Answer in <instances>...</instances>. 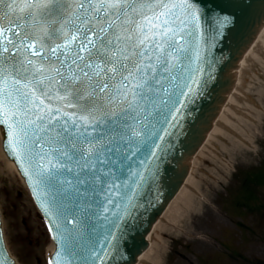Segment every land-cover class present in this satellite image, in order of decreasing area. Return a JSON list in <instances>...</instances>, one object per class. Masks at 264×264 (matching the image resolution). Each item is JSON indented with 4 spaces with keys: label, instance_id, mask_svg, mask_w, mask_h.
<instances>
[{
    "label": "snow or ice",
    "instance_id": "6c2138e0",
    "mask_svg": "<svg viewBox=\"0 0 264 264\" xmlns=\"http://www.w3.org/2000/svg\"><path fill=\"white\" fill-rule=\"evenodd\" d=\"M252 8L0 0V142L47 222L48 264H131L130 238L150 227L217 86L206 37L222 41ZM0 264H16L2 229Z\"/></svg>",
    "mask_w": 264,
    "mask_h": 264
},
{
    "label": "rangeland",
    "instance_id": "374dc122",
    "mask_svg": "<svg viewBox=\"0 0 264 264\" xmlns=\"http://www.w3.org/2000/svg\"><path fill=\"white\" fill-rule=\"evenodd\" d=\"M259 73L249 93L256 121H248L245 130L234 123L222 128L214 140L217 150H205L195 159L187 202L174 205L163 218L158 231L161 252L157 262L149 264H264V218L259 211L264 212V173L256 168L264 152V69ZM246 77V83L253 79L251 70ZM242 167L254 173L243 193L234 197L236 187L230 186L233 180L236 185L237 173L242 176ZM19 190L11 191L0 182L5 242L17 264H48L52 244L48 228L23 183Z\"/></svg>",
    "mask_w": 264,
    "mask_h": 264
},
{
    "label": "water",
    "instance_id": "95a60500",
    "mask_svg": "<svg viewBox=\"0 0 264 264\" xmlns=\"http://www.w3.org/2000/svg\"><path fill=\"white\" fill-rule=\"evenodd\" d=\"M205 3L214 6L216 4L223 3V0H205ZM245 3L252 4V10L242 22H238L236 26L227 33L222 41L213 42L210 38V33L206 37L207 43L205 44V55L207 59L212 61L214 64L213 75L216 78L217 86L213 97L206 103L204 115L202 117L203 122L199 125L200 131L198 132L196 138L190 142L187 149L181 147L176 153L181 156L182 159L180 160L179 165H177L175 161L172 162V166L176 169V171L172 174L173 179L171 182L162 189L164 195L161 196L160 203L151 213L150 227L146 223L138 232H134L133 237L130 238L129 259L131 260V264H134L137 261V257L147 248L148 241H150L152 237L151 228L153 224L156 222L158 217L168 205L169 201L174 197L183 183L189 169L191 157L203 142L207 132L212 126L213 120L215 119L221 104L225 100L226 94L233 85L235 77L234 69L237 67L238 60L253 41L257 31L264 23V14H262L264 13V0H245ZM248 50H251V47ZM229 95H231V93ZM223 105L220 112L223 111ZM3 150L5 151L4 147ZM5 153L10 159H12V161L14 160L6 151ZM15 163L17 165L16 161ZM148 233L149 235L147 241L146 236Z\"/></svg>",
    "mask_w": 264,
    "mask_h": 264
},
{
    "label": "bare ground",
    "instance_id": "6f19581e",
    "mask_svg": "<svg viewBox=\"0 0 264 264\" xmlns=\"http://www.w3.org/2000/svg\"><path fill=\"white\" fill-rule=\"evenodd\" d=\"M260 69H264V26L261 28L259 34L251 45V50H248L245 53L243 59L240 61L237 70L235 87L231 92V95H228L227 100L223 105V111L219 113L215 124L206 137L205 142L197 151L183 186L171 200L166 211L153 225L152 236H155V240L153 241L150 239L148 248L143 253H141L135 264H149L151 262H157L156 258L160 254L162 248V243L160 241L161 234L158 233L159 229L162 227V220L163 218L165 219V217L173 209L174 205L183 207L187 202L186 199H188L190 192L189 188L193 187L192 172L195 159L199 156H204L205 154L203 153L205 150H208V152L217 150L216 145H214V140L221 133L222 128L227 129L230 127L231 123H234L243 127L245 130V128L248 126V121H256L255 104H253L249 93L253 88V85L259 79ZM249 70H251L253 74V79L249 83H246V75L249 73ZM239 137L242 138L241 136ZM19 179L22 180V183H24L14 162L7 158L4 151L2 150V142H0V182L4 184V187L7 186L9 190H16L20 192L19 189L22 188V183L19 181ZM176 217L177 215L175 214V218ZM168 218L174 219V215L169 216ZM53 247L54 245L52 243L49 251L47 252L48 257L50 256Z\"/></svg>",
    "mask_w": 264,
    "mask_h": 264
},
{
    "label": "flooded vegetation",
    "instance_id": "af4514ba",
    "mask_svg": "<svg viewBox=\"0 0 264 264\" xmlns=\"http://www.w3.org/2000/svg\"><path fill=\"white\" fill-rule=\"evenodd\" d=\"M260 168H259V174L260 175H263V173H264V152L262 153V160H261V162H260ZM249 179V177H246L245 178V180L247 181ZM245 181V182H246ZM233 183V182H232ZM259 185V184H258ZM262 184H260V186H261Z\"/></svg>",
    "mask_w": 264,
    "mask_h": 264
}]
</instances>
